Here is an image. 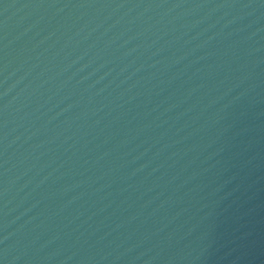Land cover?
<instances>
[{
	"label": "water",
	"instance_id": "1",
	"mask_svg": "<svg viewBox=\"0 0 264 264\" xmlns=\"http://www.w3.org/2000/svg\"><path fill=\"white\" fill-rule=\"evenodd\" d=\"M0 264H264V0H0Z\"/></svg>",
	"mask_w": 264,
	"mask_h": 264
}]
</instances>
